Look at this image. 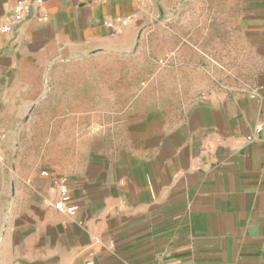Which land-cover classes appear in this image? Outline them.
<instances>
[{
	"label": "crops",
	"instance_id": "1",
	"mask_svg": "<svg viewBox=\"0 0 264 264\" xmlns=\"http://www.w3.org/2000/svg\"><path fill=\"white\" fill-rule=\"evenodd\" d=\"M15 1L0 0V23ZM184 1L43 0L45 21L33 10L0 36V143L15 127L133 121V146L103 150L94 171L40 172L46 204L1 264H264V128L254 130L264 117V0L232 1L249 78L181 117L146 99L161 88L140 83L138 48L158 32L159 7L175 33ZM118 19L127 24L113 32L106 22ZM172 55L187 66L190 55ZM59 175L74 216L52 207Z\"/></svg>",
	"mask_w": 264,
	"mask_h": 264
},
{
	"label": "rangeland",
	"instance_id": "2",
	"mask_svg": "<svg viewBox=\"0 0 264 264\" xmlns=\"http://www.w3.org/2000/svg\"><path fill=\"white\" fill-rule=\"evenodd\" d=\"M232 1H184L185 10L182 12L179 7L173 12L175 19L180 20L176 21L175 33L166 24L172 18L171 13L159 7L157 18L163 25L158 32H149L138 48L147 72L140 83L161 88L147 91L146 99L152 105L161 101V105L176 109V114L182 117L203 97L249 78L247 57L238 50L243 39L239 13L232 7ZM182 16L186 18L184 24L180 23ZM174 50L190 55L187 66L169 60ZM133 82L131 78L132 85ZM175 119L181 118L167 120ZM132 122L11 129L0 143L5 163L0 170V264L5 262L3 255L14 247L20 229L33 232L36 207L46 204L40 190L42 181L37 179L42 177L40 172L46 169L69 175L76 169L89 167L94 171L100 164H93V160L103 150L114 155L123 145L133 146L125 139ZM109 136L114 138L110 142ZM99 147L103 149L100 151Z\"/></svg>",
	"mask_w": 264,
	"mask_h": 264
},
{
	"label": "built area",
	"instance_id": "3",
	"mask_svg": "<svg viewBox=\"0 0 264 264\" xmlns=\"http://www.w3.org/2000/svg\"><path fill=\"white\" fill-rule=\"evenodd\" d=\"M36 10L40 12L38 19L45 21L47 19L44 13L43 0H17L12 6L10 12L3 17L0 23V36L4 34H12L17 32L19 27L24 23L30 13ZM113 32H118L120 26L127 24V19H118L116 22H106ZM264 128V117L255 125V132L259 133ZM250 140L252 137L246 136ZM56 199L52 202L55 211L67 215L74 216L77 210V204L70 195L69 179L65 175H59L57 178ZM87 264H90L87 263Z\"/></svg>",
	"mask_w": 264,
	"mask_h": 264
}]
</instances>
